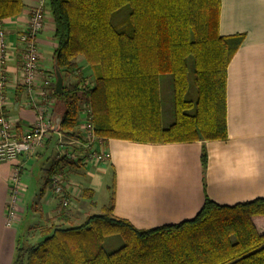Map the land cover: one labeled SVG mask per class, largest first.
Returning a JSON list of instances; mask_svg holds the SVG:
<instances>
[{
	"label": "trees",
	"instance_id": "trees-1",
	"mask_svg": "<svg viewBox=\"0 0 264 264\" xmlns=\"http://www.w3.org/2000/svg\"><path fill=\"white\" fill-rule=\"evenodd\" d=\"M124 6L127 19L113 24L111 17ZM48 7L54 63L62 78L75 79L63 84L60 95L52 87L60 104V133L78 137L86 106L103 147L109 139L145 144L226 140V70L243 37L219 35V0H48ZM22 10L21 0H0V22ZM165 75L171 80L173 109L167 126L159 83ZM82 152L72 149L77 160L68 165L82 162ZM201 162L204 169L203 151ZM112 205L113 194L101 214L74 226L58 203V213L38 230V241L17 244L12 264H264V199L221 206L206 197L191 220L151 230L112 217ZM111 234L122 244L107 251L103 245Z\"/></svg>",
	"mask_w": 264,
	"mask_h": 264
},
{
	"label": "crops",
	"instance_id": "crops-1",
	"mask_svg": "<svg viewBox=\"0 0 264 264\" xmlns=\"http://www.w3.org/2000/svg\"><path fill=\"white\" fill-rule=\"evenodd\" d=\"M40 1L21 0L20 16L0 22V31L5 33L6 46L13 56L6 64L9 79L6 114L18 132L31 126L33 116L25 107V90L12 85L16 70L14 51L30 11ZM43 1L44 26L36 39L39 69L48 74L54 87V25L48 0ZM219 1V35L243 37L226 70V140L145 144L109 139L103 147L107 154L106 165L96 168L85 161L68 165L69 161H74L65 154H70L72 149L82 151L74 144V141H81L83 134L79 124L75 131L77 138L50 132L42 145L27 157L0 162V264H12L19 244L17 229L23 224L21 215L27 212L30 216L27 237L23 236V245H29L28 235H32V231L38 233L40 227L58 213L59 202L48 190L53 173L63 175L69 198L77 189L86 191L82 196V208L76 212L83 215L82 222L88 216L101 214L113 194L112 217L128 222L137 230L191 220L206 197L221 206L264 199V0ZM77 63L87 76L89 71L80 58ZM74 80L73 76H65L63 84L70 85ZM168 86L171 87L170 81ZM169 90L171 98L172 88ZM59 105L54 102L51 114ZM202 151L205 153L204 169ZM64 157L66 161L62 160ZM44 158L45 165L41 168L39 164ZM13 165L20 167L25 188L15 221L7 226L8 179ZM40 170L37 179L35 172ZM71 178L76 181L75 188L68 181ZM100 194L106 202L98 206L95 199Z\"/></svg>",
	"mask_w": 264,
	"mask_h": 264
},
{
	"label": "built area",
	"instance_id": "built-area-1",
	"mask_svg": "<svg viewBox=\"0 0 264 264\" xmlns=\"http://www.w3.org/2000/svg\"><path fill=\"white\" fill-rule=\"evenodd\" d=\"M45 3L41 0L28 15L25 28L18 36L16 54V70L12 80L14 88L21 87L26 93L25 107L32 112L33 123L23 132H18L15 124L8 118L6 109L9 105V79L6 64L13 57L5 43V33L0 31V162H13L19 157H27L35 148L42 145L50 133L49 120L54 105L52 83L46 73L39 69L40 55L37 49V35L44 26ZM14 54V55H15ZM78 71L74 72L77 75ZM86 85L88 82L85 83ZM84 85V86H86ZM83 86V85H82ZM79 118V128L83 132L81 141H74L88 157L83 161L90 162L94 167L103 168L107 162V154L101 139L93 134L89 123L90 110L84 106ZM61 145V143H59ZM74 162L75 154H65ZM88 159V160H87ZM9 201L7 202L6 225L10 226L17 216L18 206L22 202L24 184L20 167L13 165L8 179ZM67 185L63 175L53 173L49 181V192L62 207L70 208Z\"/></svg>",
	"mask_w": 264,
	"mask_h": 264
},
{
	"label": "rangeland",
	"instance_id": "rangeland-1",
	"mask_svg": "<svg viewBox=\"0 0 264 264\" xmlns=\"http://www.w3.org/2000/svg\"><path fill=\"white\" fill-rule=\"evenodd\" d=\"M127 14H128V8L126 6L120 8L112 17H111V21L113 24H118V23H123L126 19H127ZM170 80V76L165 75V76H160L159 77V83H160V96H161V116H162V124L164 126H167L168 124H170L172 122V104H171V98L169 96V92H170V88L168 86ZM189 91H188V96L192 97L191 94L193 93V87L191 84V80H190V86H189ZM193 95V94H192ZM63 151V150H62ZM51 152V151H50ZM53 152V151H52ZM86 152H82L81 157H88V154L85 155ZM45 160L46 158H44V160H42L39 164V166L42 168L43 165H45ZM88 160V159H87ZM89 165L90 162H86ZM91 167V166H90ZM94 168V167H93ZM40 171L35 172V177L38 179L40 177ZM71 185H74V188L76 187V181L71 178L70 180H68ZM48 190H49V186H48ZM82 190L81 189H77L76 194H74L73 197L70 198V208L68 209V213L71 217V224L76 226L79 225L82 222L83 219V215L80 214H76V212L81 209V203H82ZM51 197H49L50 200ZM95 201L97 202L98 206L104 205L106 201H104V199L102 198V194H100L99 196H97V198L95 199ZM97 206V212L99 211V207ZM94 214V213H93ZM76 215V216H75ZM20 220H23V224L21 226L18 227V237H19V244L23 245L24 244V239L23 236H25L24 238L27 237L26 231L28 230V227H30V216L27 214H23L20 216ZM105 231V230H104ZM26 234V235H25ZM32 235H28V241L30 240V244L31 242H33V240H36L39 237V234L37 232H33L31 233ZM122 241L120 240L119 236L116 234H111L108 235L105 238L104 241V249L107 251H112L117 249L119 246H121Z\"/></svg>",
	"mask_w": 264,
	"mask_h": 264
},
{
	"label": "water",
	"instance_id": "water-1",
	"mask_svg": "<svg viewBox=\"0 0 264 264\" xmlns=\"http://www.w3.org/2000/svg\"><path fill=\"white\" fill-rule=\"evenodd\" d=\"M54 77H55V82L53 87L54 93L60 95L63 89V78L60 75L55 63H54ZM61 121H62L61 115L57 111L53 112L49 120V131L52 133H59L61 127Z\"/></svg>",
	"mask_w": 264,
	"mask_h": 264
}]
</instances>
